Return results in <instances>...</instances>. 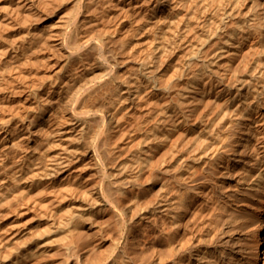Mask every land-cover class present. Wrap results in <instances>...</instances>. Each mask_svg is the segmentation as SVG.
Segmentation results:
<instances>
[{"label":"bare ground","instance_id":"6f19581e","mask_svg":"<svg viewBox=\"0 0 264 264\" xmlns=\"http://www.w3.org/2000/svg\"><path fill=\"white\" fill-rule=\"evenodd\" d=\"M249 54L253 72L216 90ZM180 123L182 145L170 136ZM89 174L100 180L80 191ZM110 225L117 238L98 257L92 238ZM2 227L0 264H34L55 247L64 264H256L264 0H0Z\"/></svg>","mask_w":264,"mask_h":264},{"label":"rangeland","instance_id":"374dc122","mask_svg":"<svg viewBox=\"0 0 264 264\" xmlns=\"http://www.w3.org/2000/svg\"><path fill=\"white\" fill-rule=\"evenodd\" d=\"M12 37L14 39H20V34H14L12 33ZM59 57L61 56H58L56 57L54 60H51L49 61V63L47 64V69H50L52 67H54L55 65H57V62L60 61L61 59H58ZM254 58H255V55L253 54H249L248 55V58L246 60V62H249L247 66H244L243 64L240 65V68L238 70V73L235 77H232L231 74L227 75L224 79V81L222 83H220L219 85H217L216 87V90H222L224 89V87L226 86H231L230 89L234 90V87L238 85V81H235L238 77H241V76H244L246 74H250L253 72V69H250V65L252 64V62L254 61ZM245 62V63H246ZM233 67L237 66V62L233 61ZM11 65H5L4 66V71H7L8 69H10ZM63 68V67H62ZM46 72L45 71H42L39 75H37V77H35L34 79H31L27 82V85L26 86H23L22 90H21V94L27 96V94L30 93L31 91V86L35 83H39L40 81L44 80L45 78V74ZM247 85V81L244 82V86ZM235 91V90H234ZM172 97H174V93H170ZM166 100V97H161V98H158L156 101H155V105L157 104L158 106H160L164 101ZM223 101H224V97L221 98L219 101H218V107H221V105L223 104ZM15 102H16V97L15 98H12L9 103H8V106L6 109H9V108H12L14 105H15ZM146 106L144 107H148L150 104L149 102H146L144 103ZM189 103L186 105L184 104L182 106V108H184L183 110H187L188 108H193V107H189ZM217 109V107H216ZM202 111V106H198L197 109L195 111H192L191 114L189 113V111H186L185 114L189 113L188 115H190L191 119H190V122L189 123H196L197 121V118L199 117V113ZM215 109L212 111L211 114L209 115H214L215 113ZM142 113V111L140 112H137L136 113V118L138 116H140ZM155 117H159V115H156ZM205 120H207V117L205 116L204 117ZM185 125L184 123H180V125H178V127H175L173 128L171 131H170V136L172 139L176 138L179 134L182 133V130L184 129ZM183 134H181L179 136V142H180V145L182 144H185V139L182 141L183 137H182ZM138 140V137L135 138L129 146H127L125 149L122 150L121 152V157H124L128 154H130L132 152V150H134L135 148V145H136V141ZM156 151V150H155ZM100 180V177L99 175L97 174H89V177L86 181L85 184H83L80 188V191L83 190V189H87V188H93L95 186L96 183H98V181ZM76 192V194L74 196H77L79 195V192ZM31 217L28 216L27 218H24L21 222L22 224L24 222H28L29 221V218ZM150 218H147L145 220V225L144 226H148V223L150 222ZM45 224V220H41L39 222V224L37 225L36 227V230L38 229H41L43 227V225ZM7 226V224L5 225ZM22 227V226H21ZM113 225H110L109 227H106L105 228V232L104 233H101L102 235L98 236V237H94L92 239H94V244L95 243H98L97 245V248L95 250V255L100 257V256H104L106 253H108L111 245L113 244L114 240L117 238V232H115L113 229H112ZM17 228H20V227H16L15 229L16 230H13L14 232H16L18 229ZM5 230L6 228L5 227H2L0 229L1 231V235H0V239L2 237H4L6 234H5ZM91 235L95 234L96 232H99L97 226H93L90 228V230L88 231ZM29 236V234H26L24 235L23 237H19L17 240L13 241V243H11L10 245L6 246L4 248V252H8L12 247H15V246H19L22 242V240L24 238H27ZM101 241V242H100ZM131 242H135L136 239H130ZM239 243L241 245H243L244 248L248 247L250 245V243L244 239V240H241L239 241ZM137 244H135L133 247H136ZM61 247H55L54 250H51L49 252H47L46 254H43L41 257H39L38 261L35 263L32 261V263L34 264H64V257L62 255V251H61ZM109 254V253H108ZM256 264H264V254H261L260 255V259L258 260V262Z\"/></svg>","mask_w":264,"mask_h":264}]
</instances>
